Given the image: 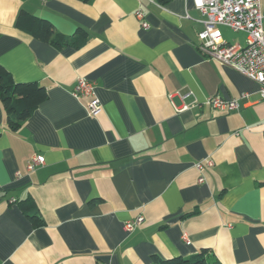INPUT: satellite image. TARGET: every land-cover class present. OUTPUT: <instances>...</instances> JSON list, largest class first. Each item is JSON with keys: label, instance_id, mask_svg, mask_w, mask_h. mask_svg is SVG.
Here are the masks:
<instances>
[{"label": "crops", "instance_id": "crops-1", "mask_svg": "<svg viewBox=\"0 0 264 264\" xmlns=\"http://www.w3.org/2000/svg\"><path fill=\"white\" fill-rule=\"evenodd\" d=\"M22 10L88 41L43 44L15 28ZM202 20L191 0H0V65L47 93L16 131L0 105V264H152L202 250L211 264H264V99L198 51ZM78 77L98 115L71 95ZM212 96L239 107L213 109ZM34 155L44 164L28 171ZM25 199L43 226L21 212Z\"/></svg>", "mask_w": 264, "mask_h": 264}, {"label": "built area", "instance_id": "built-area-1", "mask_svg": "<svg viewBox=\"0 0 264 264\" xmlns=\"http://www.w3.org/2000/svg\"><path fill=\"white\" fill-rule=\"evenodd\" d=\"M44 1V0H42ZM194 8L203 16L202 30L198 33V51L207 59L227 66L239 75H242L259 86V95L264 99V0H191ZM142 13L136 12V17L142 20ZM141 28H147L148 24L142 22ZM227 27L235 32L247 34L245 46L230 44L222 37L219 27ZM71 95L75 98L88 97V113L91 116L98 115L101 111V103L94 94L93 83L84 77H78L74 81ZM246 95H240L245 98ZM213 109L220 111H235L238 109V98L224 100L218 96L209 97L205 101ZM44 157L34 155L28 160L26 169L31 171L43 165ZM212 165L210 160L206 166ZM200 176L198 182L204 181V166L196 164ZM143 217L138 216L128 219L124 223L126 231L131 232L141 226ZM184 243H189L186 235H183ZM99 264H106L100 262Z\"/></svg>", "mask_w": 264, "mask_h": 264}, {"label": "trees", "instance_id": "trees-1", "mask_svg": "<svg viewBox=\"0 0 264 264\" xmlns=\"http://www.w3.org/2000/svg\"><path fill=\"white\" fill-rule=\"evenodd\" d=\"M90 2L91 0H80ZM170 0H153L158 5L164 6ZM15 28L43 44L52 45L58 49L73 47L82 48L88 41L86 31L77 28L71 36H64L55 32L53 26L46 20H42L25 11H20L16 17ZM45 88L36 83H16L12 75L0 65V105L5 114V123L9 130L16 131L47 98ZM21 212L28 218L34 228L43 226V220L35 209L32 200L25 199L19 202ZM207 250H202L195 258L185 259L174 257L170 259L152 258V264H211L206 261Z\"/></svg>", "mask_w": 264, "mask_h": 264}, {"label": "rangeland", "instance_id": "rangeland-1", "mask_svg": "<svg viewBox=\"0 0 264 264\" xmlns=\"http://www.w3.org/2000/svg\"><path fill=\"white\" fill-rule=\"evenodd\" d=\"M224 30L223 38L227 40L230 44L239 43L242 46L246 44V37L247 34L243 32H235L227 27L222 28Z\"/></svg>", "mask_w": 264, "mask_h": 264}]
</instances>
